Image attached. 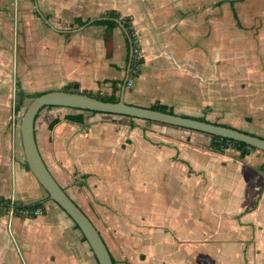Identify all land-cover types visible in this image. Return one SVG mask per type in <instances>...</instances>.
Wrapping results in <instances>:
<instances>
[{"label": "rangeland", "instance_id": "rangeland-1", "mask_svg": "<svg viewBox=\"0 0 264 264\" xmlns=\"http://www.w3.org/2000/svg\"><path fill=\"white\" fill-rule=\"evenodd\" d=\"M16 3L5 1L10 16H0L5 27L10 22L9 30L0 32V42L9 43L0 48V130L10 162V173L1 170L0 184L7 197L31 201L34 189L17 173L24 162L19 124L33 98L30 94L63 89L69 76L79 77L69 86L79 91L109 95L112 87L103 80L109 79L108 73L98 79L79 76V64L87 65L81 64V48L73 41L86 30L68 36L53 31L36 14L33 1L19 7ZM235 8L246 29L233 19L227 30L219 24L218 47H210L208 39L215 33L209 29L203 40H189L180 48L174 42L144 49L134 34L136 58L142 62L133 84L125 86L124 101L146 107L161 103L177 114L204 116L264 136L260 110L264 52L259 45L264 0H236ZM54 9L50 8L51 18L57 28L78 27L71 9ZM54 12L60 13L57 20ZM222 41L231 46L221 47ZM52 54L66 60L68 67L53 68ZM91 58L99 70L112 68L97 53ZM60 80L66 83L60 86ZM17 82L30 96L19 98ZM67 112L77 111L60 106L41 109L36 118L37 145L54 178L99 230L116 264H264V239L255 235L237 239L231 223L199 222L200 211L218 214L222 204L195 194L197 149L211 148L207 136L159 122L90 112H84L80 125L65 120ZM225 149L236 150L231 145ZM73 247L77 261L96 264L92 252L86 258L85 241L76 237Z\"/></svg>", "mask_w": 264, "mask_h": 264}, {"label": "crops", "instance_id": "crops-1", "mask_svg": "<svg viewBox=\"0 0 264 264\" xmlns=\"http://www.w3.org/2000/svg\"><path fill=\"white\" fill-rule=\"evenodd\" d=\"M5 1L12 0H0V16L5 17V13H8L7 16L9 17L10 6L5 5ZM16 1V5L19 7L25 6L27 0ZM31 1H33L36 14L53 31L68 36L69 32L79 31L82 28V31L86 30L80 39L73 41L75 44L78 43L81 48V51H78L84 59L81 64L87 65L84 68L83 66L80 67L79 64V76H94L98 79L101 74L108 73L109 79L103 76L105 78L103 80L108 81L110 85L112 80L123 83L127 72L129 51L127 37L118 22L116 26L110 28L105 25L92 24L95 20L105 19V14L108 11L113 10L118 12L120 16L129 18L133 32L138 36L144 49H150L152 46L157 47L160 43L168 46L169 43L174 42L175 47H185L189 40L192 43L200 39L203 40V34L208 29L213 34L215 33L214 38L208 39L210 47H218L219 24L227 30L231 19L238 27L246 29L236 17V0ZM231 1H233L232 5ZM54 7L71 9L74 23L76 17L87 20V23L74 29H59L57 25H54L51 18L53 13H51L50 8L55 11ZM59 14V12H54L56 20L60 16ZM259 15L264 21V12H260ZM5 28L9 30V21L6 23V27L5 24L0 23V32H4ZM87 32L90 33L87 34ZM95 33L99 35L98 38L94 35ZM222 42L221 47L231 46L229 43L225 45V41ZM259 45L264 52V25L260 28ZM5 46L8 47L9 43L7 42L5 45L3 41L0 42V48L3 49ZM96 48L99 49L98 52H95L94 49ZM95 53L103 57L112 68L99 70L96 65L93 67L91 56ZM0 57H3L1 51ZM51 57L53 68L56 66L59 68L60 65L68 67L67 61L58 58L56 54H52ZM78 78L69 76L66 81L75 84L76 81H79ZM66 81L60 80L59 85L61 86ZM260 110L264 111L263 100L260 103ZM73 113L67 112L66 114ZM2 127L3 124L0 122V129ZM34 129L35 138H37L36 120ZM201 134L204 137L207 136V140H211V135L202 132ZM258 136L264 138L262 135ZM5 142L6 139L0 130V183L4 178L1 170L5 168L10 173L9 157L4 154ZM197 152L199 153L200 167L193 174L196 178L195 194L197 198L204 201H222V204L218 205L220 213H213L215 215L211 213L210 215L200 211L199 222L211 225L213 223H231L237 239H249L252 235H255V239H264V171L259 169V166L264 162V152L258 149H249L245 153L237 149L213 151L211 148L197 149ZM23 164L17 173L20 177L28 180L36 196L31 201H24L17 196L16 201L23 205L42 203L40 206L42 214L33 216L24 213L10 216L0 212V264H85L84 261H77L73 247L76 237L79 241L82 240L81 232L67 214L49 199L46 191L32 173L25 171ZM187 170L189 169H185L184 172L187 173ZM5 189L0 184V195L7 197L2 193V190ZM212 216H217L218 219L214 220ZM86 244L88 245L87 242ZM90 252L92 251L88 245L86 253L88 259Z\"/></svg>", "mask_w": 264, "mask_h": 264}, {"label": "water", "instance_id": "water-1", "mask_svg": "<svg viewBox=\"0 0 264 264\" xmlns=\"http://www.w3.org/2000/svg\"><path fill=\"white\" fill-rule=\"evenodd\" d=\"M117 22L124 31L126 37L129 38L123 25L119 21ZM131 51L132 48L130 46L127 71L130 66ZM124 89L125 79L121 85L119 100L116 102L103 101L94 96H89L76 91H66L63 89L46 90L30 100L21 116L19 124L24 161L26 162L29 171L46 191L49 199L54 201L77 226L88 243L98 264H114L105 242L92 220L54 178L39 151L34 128L36 116L42 108L46 106H60L125 115L137 119L150 120L153 122L199 131L237 142H243L249 147L264 152L263 137L247 133L234 127L213 123L211 121H202L177 113L162 112L150 109L146 106L127 103L123 99Z\"/></svg>", "mask_w": 264, "mask_h": 264}, {"label": "trees", "instance_id": "trees-1", "mask_svg": "<svg viewBox=\"0 0 264 264\" xmlns=\"http://www.w3.org/2000/svg\"><path fill=\"white\" fill-rule=\"evenodd\" d=\"M232 4H233V1H231V5ZM105 16H106L105 19L95 20V21L92 22V24L105 25L107 28H110V27L116 26L117 25V21L119 20V22L123 25L124 29L126 30L128 36H129V38L127 37V45H128V51H129L130 46L133 45V41L135 40L133 28L131 26L129 18L128 17H122V16L119 15L118 12L113 11V10L112 11H108L105 14ZM75 23L77 24V26H82V25L87 23V20H82L80 17H76ZM128 60H129V52H128ZM141 62H142L141 59H137V60L136 59H132L131 60V66L134 63H141ZM16 85L19 88V83L18 82L16 83ZM73 85H74V83H69L68 86L63 88V90L76 91V92H80V93H83V94H87L89 96H94V97H96V98H98L100 100H103V101L116 102V101L119 100V97H120L119 91L121 89L122 82L121 81H117V80H112L111 81L112 92L109 95L92 94L90 92L79 91L77 89H72V88L69 87V86H73ZM42 92H44V91L35 92L33 94H30V95H32L34 97V96H37V95L41 94ZM17 94H18L20 99L22 97H24V96H30L29 94H26L23 91V89H21V88H19ZM20 102L21 101L18 102L17 107H19ZM46 107L51 108V107H55V106H46ZM148 107L150 109L159 110V111H162V112L175 113L171 106H167V105L161 104V103H154V104H151ZM71 109L77 110L79 112L73 113V114H65L64 115L65 120L73 122V123H77V124H80V125L84 124V112L102 113V112L89 111V110H83V109H75V108H71ZM106 114H110V113H106ZM113 115H118V114H113ZM181 115H183V114H181ZM37 116H36V118H37ZM123 116H125V115H123ZM183 116H188V115H183ZM127 117H129V116H127ZM189 117H193V118H196V119L202 120V121H210V120H207L204 116H199V117L189 116ZM129 118L130 119H134L133 117H129ZM145 121L151 122L150 120H145ZM213 123H217V122H213ZM218 124H222V123H218ZM222 125L230 126V125H227V124H222ZM230 127H232V126H230ZM239 130H242V129H239ZM242 131H245V130H242ZM245 132L250 133L248 131H245ZM251 134L256 135L255 133H251ZM229 145H231L232 147L236 148L237 150H240L242 153H245L249 149H255L253 147L247 146L243 142H237V141H234V140H230V139H226V138H221L219 136L211 135V140H210L209 146L213 150L223 151ZM23 166L25 167L26 170H29L26 162H24ZM259 169L261 171H264V162L259 166ZM0 204L9 206L10 205V199L0 195ZM41 205H42V203H39V202H36V203H33V204H28V205H23V204H21V203H19L18 201L15 200V202L13 204V208L15 210L14 214H24L23 211H32V210H34L36 208H39ZM25 215H31V214L30 213H26ZM76 228H77V226H76ZM101 237H102V235H101ZM102 239H103V237H102ZM82 240L86 241L83 236H82ZM103 241L105 242L104 239H103ZM105 244H106V242H105ZM106 246H107V244H106ZM107 248H108V246H107ZM109 252H110V250H109ZM110 254H111V252H110ZM111 257H112L113 263L116 264L115 259L113 258L112 254H111ZM95 261H96V259H95ZM96 264H98L97 261H96Z\"/></svg>", "mask_w": 264, "mask_h": 264}, {"label": "built area", "instance_id": "built-area-1", "mask_svg": "<svg viewBox=\"0 0 264 264\" xmlns=\"http://www.w3.org/2000/svg\"><path fill=\"white\" fill-rule=\"evenodd\" d=\"M135 40L133 41V45H131V48H132V51H131V60L132 59H136V54L135 52H137V49L135 48ZM131 60H130V66L128 68V71L126 72V76H125V86L127 87H130L132 84H133V81L135 79V76H136V73H137V69H138V64L139 63H134L132 66H131ZM10 199V205L9 206H6V205H2L0 204V212H3V213H6L10 216H12L14 214V208H13V204L15 202V198L14 197H11L9 198ZM25 214L26 213H30L31 215L33 216H37V215H40L42 214V209L39 207V208H36L32 211H23Z\"/></svg>", "mask_w": 264, "mask_h": 264}]
</instances>
